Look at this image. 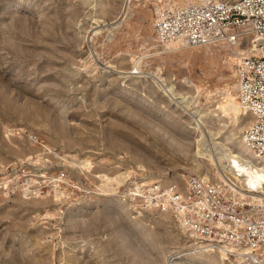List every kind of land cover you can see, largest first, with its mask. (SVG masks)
I'll return each instance as SVG.
<instances>
[{
    "label": "rangeland",
    "instance_id": "1",
    "mask_svg": "<svg viewBox=\"0 0 264 264\" xmlns=\"http://www.w3.org/2000/svg\"><path fill=\"white\" fill-rule=\"evenodd\" d=\"M126 3L0 0V264L238 263L130 194L229 176L205 155L240 151L249 123L218 110L236 93L235 51L160 49L155 6L134 0L115 23ZM183 98L208 113L213 137L195 130ZM61 171L69 182L57 188Z\"/></svg>",
    "mask_w": 264,
    "mask_h": 264
},
{
    "label": "built area",
    "instance_id": "2",
    "mask_svg": "<svg viewBox=\"0 0 264 264\" xmlns=\"http://www.w3.org/2000/svg\"><path fill=\"white\" fill-rule=\"evenodd\" d=\"M145 1L155 6L154 36L160 49L251 47L252 54L235 62L236 97L249 118L243 141L256 162L264 163V0ZM51 181L61 188L69 182L68 174L61 171ZM246 186V194L240 195L230 179L191 176L183 185L138 186L130 194L144 207L174 217L199 248L263 264L264 200L252 198L254 189Z\"/></svg>",
    "mask_w": 264,
    "mask_h": 264
},
{
    "label": "bare ground",
    "instance_id": "3",
    "mask_svg": "<svg viewBox=\"0 0 264 264\" xmlns=\"http://www.w3.org/2000/svg\"><path fill=\"white\" fill-rule=\"evenodd\" d=\"M132 5H135L133 0L130 1L129 4L126 3V5L123 8L122 14L120 15L119 20L116 21L115 23H117V22L125 19V17H127L129 10H130ZM96 35H97V33L94 34V36H96ZM234 51H235V53H233L234 56L231 57V59L233 61L235 59L237 61L241 57V55H247V54L250 55L253 52L251 50V47L250 48L249 47L241 48V49L238 48L236 50L234 49ZM134 61L137 63L139 60L135 59ZM141 61H139L138 63H141ZM136 70L138 71V73H136V74H142L141 71L139 72L138 68ZM134 73H135V71H131V72L124 73V74H132L133 75ZM233 88L235 89V91L237 90L236 83H235ZM197 89H198V91H200L201 87L197 86ZM165 91L168 93H173L175 91V88H174V86H168L165 89ZM224 99L225 100L223 102H221L220 105H218L219 106L218 110H220V112L222 114H225L226 116L233 114L237 120H240V118L246 116V113L243 111V109L240 107V105L237 101L236 93H235V95H233V93L228 92V96H225ZM176 103H177V105L180 106V108L185 109L188 112L187 114L191 118L194 119V122H195L194 128L196 131H198L199 133H202L203 135L210 134V137L212 136L211 131L209 130V128H207V125H208L207 124V119H208V113L207 112H204L203 109L196 110L198 105L193 106L194 105L193 102L187 98H183L181 101H176ZM193 109H195L196 111H194ZM213 116L219 117L220 114L214 113ZM239 125H240V123H239ZM244 130H245V128H244ZM216 135H217V133H216ZM239 146H240V151H234L233 149L229 148L220 154L210 151L209 154L205 155V153H204L205 149L200 148V144H199V146H198L199 149L197 150L196 154L200 157L203 156V158H204V155L207 156V158H209V160H211L214 164L217 165L216 167H218V168L220 167V168H222V170H225L226 172H228L229 176L223 175L222 179L223 180L225 179L227 181L230 179L232 182H234L238 187L237 191L240 195L246 194V189H247L246 185L249 184L254 189L251 191V193H249V195L252 198H254L255 200H264V163L256 162V160L254 159V156L252 155V153L250 152V150L247 148V146L245 145V143L243 141V135H242L241 140L239 141ZM113 180L114 179H112V178L110 179V177H109V182H112ZM118 181L120 182V180H118ZM57 193H58V191H57ZM217 252L219 253V255H221L226 260H229L230 257L232 256L229 252L224 251V250L217 251ZM234 256L238 259L237 264H245V262L241 260V258H243L242 256L240 257V259H239V256H237V255H234ZM190 258H193V256H190ZM263 264H264V262H263Z\"/></svg>",
    "mask_w": 264,
    "mask_h": 264
}]
</instances>
